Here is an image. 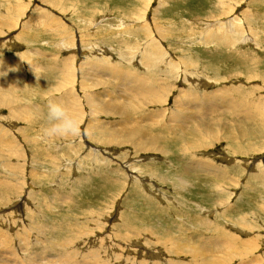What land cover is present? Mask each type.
<instances>
[{
	"label": "rangeland",
	"instance_id": "obj_1",
	"mask_svg": "<svg viewBox=\"0 0 264 264\" xmlns=\"http://www.w3.org/2000/svg\"><path fill=\"white\" fill-rule=\"evenodd\" d=\"M236 18L231 46L206 39ZM223 91L224 112L187 119L192 93ZM1 95L2 264H264V0H0ZM50 100L78 136L40 138Z\"/></svg>",
	"mask_w": 264,
	"mask_h": 264
},
{
	"label": "bare ground",
	"instance_id": "obj_2",
	"mask_svg": "<svg viewBox=\"0 0 264 264\" xmlns=\"http://www.w3.org/2000/svg\"><path fill=\"white\" fill-rule=\"evenodd\" d=\"M220 8H217V14L218 13H226V9L224 10V11H221V10H219ZM210 18H212V17H210ZM210 18H208L209 20H210ZM218 20V19H217ZM216 20V22L215 21H213L212 23L214 24V28H210L211 30H208L207 31V35H206V39H208V40H210L211 39V43H216V44H219L220 46H223V47H225V48H228V45L230 44L229 42L231 41V44L229 45V46H231L232 44H233V40H239V37H241V35L243 36V33H244V31H242V25H241V23H242V21H240V19H238V18H236L235 20L234 19H232L231 20V22L229 23V22H227V23H225L224 21H226V20H223V21H221V24L220 25H218L219 24V20L217 21ZM228 20V19H227ZM234 20V21H233ZM12 22V21H11ZM209 25V24H208ZM13 26V25H12ZM207 28V27H206ZM229 28V29H228ZM65 30V29H64ZM159 30L160 29H158V30H156L158 33H159ZM160 31H162V30H160ZM60 32V31H59ZM144 33V32H143ZM146 33V32H145ZM161 34H162V32H160ZM159 33V35H161ZM163 36V35H162ZM166 36V35H165ZM242 38V37H241ZM158 49H159V47H157L156 45H154L153 44V40H152V38H151V43H150V45L148 46V49L147 50H145L144 51V60L145 61H143V63H145L146 65L147 64H154V62H155V60L156 59H159V58H161V59H163V56H162V54H165V52H161V55L159 56V58L157 57L158 56ZM158 52V53H157ZM167 58V57H166ZM165 58V59H166ZM173 66V65H172ZM63 71V70H62ZM198 72V71H197ZM133 74H135L136 76H137V78L139 77V74H137V73H133ZM130 76L132 75V73H130L129 74ZM129 75H127V77H125V78H128V79H130V76ZM196 75H198V73H196L195 75L194 74H191L190 73V76L189 75H187L186 77H185V81L188 83V84H193V82L194 81H192V80H194V78H195V76ZM196 77H199V76H196ZM133 78V77H132ZM185 81H184V83H185ZM202 81H204V82H206L204 79H202ZM137 86H143L144 84L142 83V82H139V83H137L136 84ZM93 87V86H92ZM6 90V89H5ZM7 91V90H6ZM184 92H186V91H184ZM6 93V92H5ZM134 93H137V92H134ZM187 94H188V92H186ZM1 94H2V92H1ZM139 94V93H138ZM187 94H183V95H187ZM197 94L198 95H196L195 96V93H192V96H189V97H192L194 100L191 102V103H188V104H186V108H190V109H192V108H194V109H196V110H194V112L195 113H192V112H189V116L187 117V119H191V120H198V122H202V121H204V119L203 118H201V119H198L195 115H196V111L198 110L199 112H202L204 115H212V114H214L215 112H221V110H222V112H224L225 111V109H227L226 107H227V104H226V102H225V109H224V106H221L220 104L222 103V99L221 98H224L225 97V95H228V93H226L225 91H223V92H221V93H219V94H217V93H215V94H212V93H207L206 95H203L202 93H198L197 92ZM219 96H221V98H219ZM229 96V95H228ZM227 96V97H228ZM231 96V95H230ZM226 97V98H227ZM0 98L1 99H3V97H2V95L0 96ZM62 98H64V97H62ZM100 98V96L98 95V97H96V95H92L90 98H89V102H90V104L91 105H94L95 103H96V100L97 99H99ZM9 99V98H8ZM115 100H117L116 98H114ZM60 100V99H59ZM65 100H66V98H65ZM65 100H62V101H65ZM224 101H225V99H223ZM232 100V99H231ZM7 101V100H6ZM10 101V100H9ZM8 101V102H9ZM53 101V100H52ZM66 101H69L68 99L66 100ZM99 102V104H98V107H99V109H101L103 112H106V111H108V112H111V113H114L115 111H116V109H118V112H117V114L119 115V116H126V114L123 112V109H120V108H118V107H114V106H112V103H110V104H106V103H104L105 101L102 99V100H98ZM200 101H202V102H200ZM219 101H220V103H219ZM56 102V101H55ZM111 102H113V100H111ZM2 103V102H1ZM4 103V102H3ZM7 103V102H6ZM106 104V105H105ZM89 105V104H88ZM75 107H77L78 105L77 104H75L74 105ZM116 106V105H115ZM203 106V108H201ZM74 107V108H75ZM178 108V107H177ZM230 108V107H229ZM31 109H34V106L33 107H31ZM77 109V108H76ZM176 109V108H175ZM179 109H181V108H179ZM75 110V109H74ZM177 110V109H176ZM94 111H96V110H94ZM193 111V110H192ZM227 111V110H226ZM260 111H261V113L262 114H260L258 117L256 116V121H259V122H261V123H264V104H262L261 106H260ZM183 112V111H182ZM17 115V114H16ZM186 115V114H185ZM248 117H250V115H248ZM247 117V118H248ZM184 118V117H183ZM251 118V117H250ZM182 119V115L179 117V118H177V121H180ZM249 119V118H248ZM97 121V120H96ZM185 122H186V120H182V129H185V128H187L184 124H185ZM217 122V121H216ZM191 123V122H190ZM91 124V123H90ZM93 124V123H92ZM131 124V123H130ZM188 124V123H187ZM204 124H198L197 126H196V128L194 129L195 131H200L201 130V127H205V126H203ZM190 126V125H189ZM189 126H188V129H187V131L188 132H191V129L189 128ZM208 126V125H207ZM207 126H206V128H207ZM212 126H214V123L212 124V125H209L208 127H212ZM87 127H90V126H87ZM105 127V126H104ZM149 128H150V126H149ZM88 130V129H87ZM96 130V129H95ZM92 132H94V131H92ZM91 132V133H92ZM90 133V132H89ZM112 132L111 131H109V130H106L105 131V134L106 135H108V134H111ZM125 133V132H124ZM142 134V135H141ZM125 135H129V136H132V137H134L135 139L137 138V137H139V136H142V138L141 139H146L145 140V143L146 144H144V145H149V146H151V147H154V146H159V144H160V140H161V138H159V139H157L156 137H153V136H151V137H149L148 139H147V132L145 131V129H141V128H135L133 131L132 130H130V131H128V132H126V134ZM131 138V137H130ZM133 139V138H132ZM135 139L134 140H131L133 143L135 142ZM163 139V138H162ZM112 140H113V138H112ZM159 140V141H158ZM176 140H178V141H184V142H187V139H186V136L184 135V134H181V135H179V136H177V139ZM140 143H142V142H140ZM164 143V142H163ZM29 144H31L33 147H37V144L36 143H34V142H29ZM143 144V143H142ZM138 145V144H137ZM141 145V144H140ZM148 147V146H147ZM160 148H161V146H160ZM74 150V149H73ZM162 150H163V152H164V148L162 147ZM201 167H204L205 169H206V172L207 173H210V174H222V171H220L219 169H217V168H213L212 166H210V165H207V166H199V168H201ZM133 173V172H132ZM223 178H226V176H224ZM2 181V180H1ZM6 182V181H5ZM183 183H185V184H187V181H182ZM4 183V182H3ZM0 185H2V183L0 184ZM10 186V185H9ZM8 186V187H9ZM1 187H3L2 189H4L5 187L4 186H1ZM6 190H9V189H6ZM5 190V191H6ZM13 190V189H12ZM9 195V193H7L6 194V196H8ZM27 201V200H26ZM28 202V201H27ZM24 202H21V207L19 208V209H21V208H23L24 207V205L25 204H23ZM22 217V216H21ZM216 229H218V228H216ZM219 230V229H218ZM221 230V229H220ZM28 231H30V230H28ZM5 232V231H4ZM214 232H216L217 234H219L217 231H214ZM3 233V232H2ZM19 234H16V240H17V236H18ZM221 235H224V234H221ZM0 237H2V235H0ZM227 237V236H226ZM6 239H7V237H6ZM182 239V238H181ZM212 239V238H211ZM188 239H186V241H187ZM248 240V239H247ZM1 241V240H0ZM177 241H181V240H177ZM189 241V240H188ZM207 241V240H206ZM228 241V240H227ZM245 241V240H244ZM223 242H224V239H223V241L221 242V241H219V243L222 245H220V246H218L217 248H215V250L216 249H219L220 247L221 248H224L223 247ZM230 242V241H229ZM228 242V243H229ZM192 243V242H191ZM213 243V242H212ZM225 243V242H224ZM5 244H6V240H5ZM9 244V243H8ZM179 244V243H178ZM184 244H186V243H184ZM211 244V243H210ZM229 244H233L232 242L231 243H229ZM3 245V244H2ZM183 245V244H182ZM187 245H189V247H186V246H184L185 247V252H187V253H191L192 255H195V256H198V255H200V256H203L204 255V251L203 250H201L202 248H194V247H192V245L191 244H187ZM217 245H219L218 243H217ZM249 245V244H248ZM210 246V245H209ZM225 246V245H224ZM250 246V245H249ZM180 247V246H179ZM214 247V246H213ZM181 248V247H180ZM184 249V248H183ZM210 248L209 247H207L206 248V250H209ZM8 251V250H7ZM177 251V250H176ZM10 252V251H9ZM8 253V252H7ZM12 253V252H11ZM11 253H8V254H11ZM179 253H180V251H179ZM183 253V252H182ZM206 253V252H205ZM209 253H212V252H209ZM208 253V254H209ZM207 254V255H208ZM246 254V253H245ZM5 255V254H4ZM12 256H14V253L13 254H11V257ZM208 257V256H207ZM68 258V257H67ZM197 258V257H196ZM194 259H195V257H194ZM217 260H218V258H216ZM206 260V259H205ZM37 261V260H36ZM68 261V260H67ZM197 261V260H196ZM208 261H209V259H208ZM2 262H9V260H4V261H2ZM209 262H211V261H209ZM208 263V262H207ZM0 264H2L1 262H0ZM205 264V263H204ZM211 264V263H210Z\"/></svg>",
	"mask_w": 264,
	"mask_h": 264
},
{
	"label": "clouds",
	"instance_id": "obj_3",
	"mask_svg": "<svg viewBox=\"0 0 264 264\" xmlns=\"http://www.w3.org/2000/svg\"><path fill=\"white\" fill-rule=\"evenodd\" d=\"M80 122L64 105L49 101L41 129V139L75 137L80 134Z\"/></svg>",
	"mask_w": 264,
	"mask_h": 264
}]
</instances>
